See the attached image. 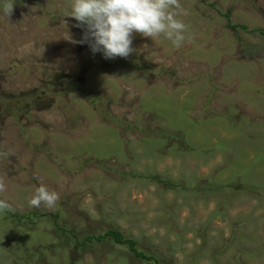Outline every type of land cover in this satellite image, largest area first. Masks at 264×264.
Listing matches in <instances>:
<instances>
[{
    "label": "rangeland",
    "instance_id": "rangeland-1",
    "mask_svg": "<svg viewBox=\"0 0 264 264\" xmlns=\"http://www.w3.org/2000/svg\"><path fill=\"white\" fill-rule=\"evenodd\" d=\"M14 3L0 264H264V0H180L181 47L135 34L113 60L68 40L84 35L71 0ZM32 42L39 59L21 53ZM40 185L55 207L29 206ZM110 230L153 260L110 237L81 246Z\"/></svg>",
    "mask_w": 264,
    "mask_h": 264
},
{
    "label": "clouds",
    "instance_id": "clouds-1",
    "mask_svg": "<svg viewBox=\"0 0 264 264\" xmlns=\"http://www.w3.org/2000/svg\"><path fill=\"white\" fill-rule=\"evenodd\" d=\"M14 0H0V13L10 17L14 10ZM187 15L180 0H71L70 11L65 17L74 18L76 27L84 29L81 40L68 39L73 44H88L93 54L101 53L106 60L117 57L128 58L135 49L133 37L156 39L161 36L179 48L185 41L186 24L178 19L179 15ZM37 43H27L21 53L39 59L45 48ZM9 153H0L6 157ZM6 190L5 182L0 178V192ZM55 191L46 186L35 188L28 200L30 207H55L59 200ZM11 210V205L0 200V213Z\"/></svg>",
    "mask_w": 264,
    "mask_h": 264
},
{
    "label": "trees",
    "instance_id": "trees-1",
    "mask_svg": "<svg viewBox=\"0 0 264 264\" xmlns=\"http://www.w3.org/2000/svg\"><path fill=\"white\" fill-rule=\"evenodd\" d=\"M163 183H166V182L163 181ZM50 216L53 217L54 219L57 218V215H50ZM64 230H66V229L64 228ZM57 231L61 232V227L58 226ZM107 237H110L117 244L129 245V247L132 249L135 257H137L140 260L152 259V256L150 257V256L144 254L142 251H139L136 248V245H138V242H136L133 239H124V237L120 233L115 231V230H110L105 235L103 234V235L98 236V237L90 235L89 237L84 239V241H82L81 246H84L86 244V242H92V241H94L96 239L102 240V239H106Z\"/></svg>",
    "mask_w": 264,
    "mask_h": 264
}]
</instances>
